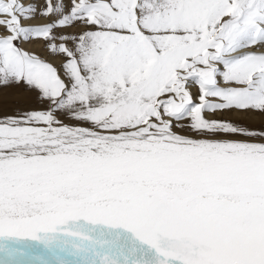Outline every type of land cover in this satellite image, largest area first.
<instances>
[{
    "label": "snow or ice",
    "instance_id": "obj_1",
    "mask_svg": "<svg viewBox=\"0 0 264 264\" xmlns=\"http://www.w3.org/2000/svg\"><path fill=\"white\" fill-rule=\"evenodd\" d=\"M0 29V88L47 105L0 117V264H264V128L213 118L264 115V0H0Z\"/></svg>",
    "mask_w": 264,
    "mask_h": 264
},
{
    "label": "rangeland",
    "instance_id": "obj_2",
    "mask_svg": "<svg viewBox=\"0 0 264 264\" xmlns=\"http://www.w3.org/2000/svg\"><path fill=\"white\" fill-rule=\"evenodd\" d=\"M28 2V0H26ZM37 6L38 9L44 6L45 0H32ZM66 6L69 5L70 0H63ZM36 18H40L37 16ZM48 23V20L45 19L43 22H37L35 20H30L27 22L30 26H40L43 24ZM82 29L77 28H69L66 31L68 32H79ZM2 32V29H0ZM26 50L33 52L44 59L49 60L52 62L58 69L62 63L60 58H51L48 56L44 43L42 40H37L32 43H27L22 45ZM193 96H196V89L193 90ZM47 105L41 103L38 99V96L35 92L27 90L25 86L21 85L19 87H7V88H0V117L14 115L18 112H25V111H42L46 110ZM215 119H222L231 121L234 123H238L242 126H246L250 129H260L264 128V115L259 113H251V112H237V111H230L226 112L223 115L217 114ZM63 119V117H61ZM65 123H69V121H65Z\"/></svg>",
    "mask_w": 264,
    "mask_h": 264
},
{
    "label": "bare ground",
    "instance_id": "obj_3",
    "mask_svg": "<svg viewBox=\"0 0 264 264\" xmlns=\"http://www.w3.org/2000/svg\"><path fill=\"white\" fill-rule=\"evenodd\" d=\"M32 20H35L37 22H43V21H45V19H42V18H35V19H32ZM72 32H74V31H72Z\"/></svg>",
    "mask_w": 264,
    "mask_h": 264
}]
</instances>
